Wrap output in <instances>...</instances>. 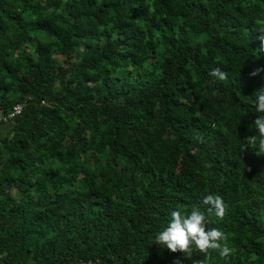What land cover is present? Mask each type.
Wrapping results in <instances>:
<instances>
[{
    "label": "trees",
    "instance_id": "trees-1",
    "mask_svg": "<svg viewBox=\"0 0 264 264\" xmlns=\"http://www.w3.org/2000/svg\"><path fill=\"white\" fill-rule=\"evenodd\" d=\"M257 21L264 0H0V114L22 103L0 135V264H193L154 243L193 207L232 249L210 264H264V155L243 148Z\"/></svg>",
    "mask_w": 264,
    "mask_h": 264
},
{
    "label": "clouds",
    "instance_id": "clouds-1",
    "mask_svg": "<svg viewBox=\"0 0 264 264\" xmlns=\"http://www.w3.org/2000/svg\"><path fill=\"white\" fill-rule=\"evenodd\" d=\"M261 48H264V23L257 21ZM261 69H256L252 75H256ZM212 76L225 78L220 68H214L209 73ZM254 107L258 113H264V86L255 91ZM255 135L245 138L246 146L258 149L256 155H264V115H259L253 121ZM253 128L252 126H250ZM201 203L206 206L208 213H214L223 219L228 210L223 197L218 193H207L203 196ZM154 243L166 247L172 253H182L184 258L190 259L194 248L203 253L204 258L194 260L193 264H210L211 252H217L221 257H227L232 252L228 245V236L218 228H208L206 224L205 211L199 207H193L190 212L182 213L180 210H171L170 219L154 237ZM211 250V251H210ZM173 264H183L180 257L174 259Z\"/></svg>",
    "mask_w": 264,
    "mask_h": 264
},
{
    "label": "built area",
    "instance_id": "built-area-1",
    "mask_svg": "<svg viewBox=\"0 0 264 264\" xmlns=\"http://www.w3.org/2000/svg\"><path fill=\"white\" fill-rule=\"evenodd\" d=\"M21 107H22V103L20 102L12 104L9 112L3 115L0 114V122L10 121L13 116L20 113ZM71 264H93V261H91L90 259H82L77 262H73Z\"/></svg>",
    "mask_w": 264,
    "mask_h": 264
},
{
    "label": "crops",
    "instance_id": "crops-1",
    "mask_svg": "<svg viewBox=\"0 0 264 264\" xmlns=\"http://www.w3.org/2000/svg\"><path fill=\"white\" fill-rule=\"evenodd\" d=\"M8 121L7 122H3V123H0V135L8 128Z\"/></svg>",
    "mask_w": 264,
    "mask_h": 264
},
{
    "label": "rangeland",
    "instance_id": "rangeland-1",
    "mask_svg": "<svg viewBox=\"0 0 264 264\" xmlns=\"http://www.w3.org/2000/svg\"><path fill=\"white\" fill-rule=\"evenodd\" d=\"M24 46V48H26V45H23ZM57 57H59V56H57ZM62 66L64 67V68H67V70H68V74L70 73V71H71V69L64 63V62H62ZM8 122H10V121H8ZM3 123V122H2ZM8 125H9V123H8ZM48 166H49V164H47Z\"/></svg>",
    "mask_w": 264,
    "mask_h": 264
}]
</instances>
